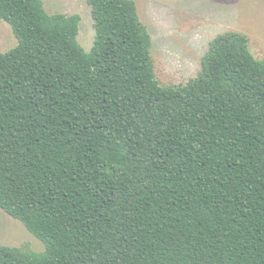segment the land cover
Here are the masks:
<instances>
[{"label": "trees", "instance_id": "trees-1", "mask_svg": "<svg viewBox=\"0 0 264 264\" xmlns=\"http://www.w3.org/2000/svg\"><path fill=\"white\" fill-rule=\"evenodd\" d=\"M80 14L0 0V207L45 250L0 264H264V59L218 34L186 84L163 86L135 0Z\"/></svg>", "mask_w": 264, "mask_h": 264}, {"label": "rangeland", "instance_id": "rangeland-1", "mask_svg": "<svg viewBox=\"0 0 264 264\" xmlns=\"http://www.w3.org/2000/svg\"><path fill=\"white\" fill-rule=\"evenodd\" d=\"M48 13L80 14L79 41L90 50L96 29L88 0H43ZM153 39L155 74L163 86L186 84L201 69L203 56L220 33L235 30L250 39L264 59V0H135ZM18 44L12 26L0 21V51ZM0 244L45 250V244L19 219L0 207Z\"/></svg>", "mask_w": 264, "mask_h": 264}]
</instances>
